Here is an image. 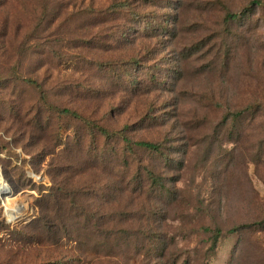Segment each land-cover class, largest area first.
I'll use <instances>...</instances> for the list:
<instances>
[{
    "label": "rangeland",
    "instance_id": "rangeland-1",
    "mask_svg": "<svg viewBox=\"0 0 264 264\" xmlns=\"http://www.w3.org/2000/svg\"><path fill=\"white\" fill-rule=\"evenodd\" d=\"M110 2L66 21L44 2L0 9V264H51L76 256L67 235L90 241L82 219H59L64 185L92 193L101 235L122 236V254L83 264H264V0H131L134 16ZM98 127L164 142L169 158ZM61 223L74 226L56 237ZM209 229L222 231L212 251Z\"/></svg>",
    "mask_w": 264,
    "mask_h": 264
},
{
    "label": "trees",
    "instance_id": "trees-1",
    "mask_svg": "<svg viewBox=\"0 0 264 264\" xmlns=\"http://www.w3.org/2000/svg\"><path fill=\"white\" fill-rule=\"evenodd\" d=\"M35 1V0H33ZM32 0H26L23 2V0H0V9L3 10L7 7H10L14 4H16V6L22 7V8H26V7H30V5L32 7H35V9L38 7L43 6V2L45 3V6H43L42 11L46 9L48 10L49 7L51 8H56V10L59 11L60 15L63 14L64 19L62 21H66L67 20V16L68 12L70 17L72 18H76L77 16H84L85 11L87 12H91L94 13L93 8L94 5H90L89 9H81L80 5L81 3L84 2V0H43L41 3L39 2V0H36L35 2H33ZM16 2V3H15ZM109 8L107 10V13H111V14H120V13H126L128 15H132L134 16V12L132 10V5H131V0H111L110 4L108 5ZM31 8V7H30ZM34 12L36 14H33L31 17V24H35L36 22H41L39 19V10L36 11L34 10ZM63 12V13H62ZM45 12H43L44 14ZM47 14V13H46ZM48 17V15H46V17L43 18V20H46ZM70 21V19H69ZM104 23V21L102 22ZM147 26V25H146ZM145 31H147V27H145L144 29ZM19 37V36H18ZM18 37L16 38V41L18 39ZM56 113L58 115V117H73L76 118L77 120L84 122L85 124L88 125V127L95 125V120L91 119V118H84L81 117L76 111H72L70 109H55ZM242 112H240L239 115H241ZM231 114L226 116V120H228V117H230ZM232 117L234 118H240V116H237V114L235 116L232 115ZM100 130V136H102L104 138V140L107 138L109 140V142H112L111 140L120 142V146L122 147L121 150L125 151V150H130L131 152H137V151H150L153 152L157 155H161L163 157H168V155L166 154V145L164 142H159V143H151L148 141H134L132 139H130L126 132V129H122V130H113L112 132L107 130L105 127H98ZM76 136V135H75ZM123 157V156H122ZM120 159V158H119ZM123 160L124 157H123ZM153 172V171H149V174L147 173V180H152L155 181L156 179L160 177ZM10 185V184H9ZM12 188V187H11ZM124 191L125 189H121V191L118 193V196H123L124 195ZM55 192V193H54ZM53 192V194L50 196L51 199H60L62 200L63 204L60 205L61 207L64 208V214H65V218H61L59 217V219H61V221H67V222H72L73 221H78L80 219H82V222L86 223V225H88L91 229L95 230V234L92 235V237L90 238V241L84 243V239L81 238L80 236L75 237L72 235H67L69 236V244H75L73 248H71L69 250L70 253L72 254H76V256H70L68 259H66L67 257H57V255H53L51 254V258L49 256V260H52L51 264H83L86 263L87 258H91V261H94L95 263H100L102 259H104L107 256H117L116 253L117 252H121L120 251V247L123 245V242H121V238L122 236H108V237H104L103 235L100 234L101 232V221L99 219V216H101L100 211H98L99 209H96L95 211L92 210L89 206V203L87 201V198L89 197V195H91L92 193L90 191H86V190H76V191H69V187L68 185H64L61 186L57 189H55V191ZM100 198V197H99ZM40 219V218H39ZM79 224V223H78ZM74 225H71V227H68V223L63 225V223H61V226L56 227L55 229V236L57 237L58 234H60L61 232L68 234L69 229L68 228H73ZM112 228H114V226L110 225ZM141 226V225H140ZM52 228H48L47 230H50ZM100 230V232H99ZM239 229H232L230 231H228L229 234H233L234 232H236ZM208 232H210L211 237H210V241H211V251L216 249V246L218 245L219 239L221 238L222 235V231L220 229H209L207 230ZM38 232V231H36ZM147 233V232H146ZM147 235V234H146ZM128 237H134L132 235H129ZM142 237V236H139ZM143 238V237H142ZM63 237H61L59 239V242L54 243L53 246L57 247L60 246V240H62ZM129 240L131 238H128ZM146 240H150V238L147 236ZM131 241V240H130ZM135 242H139L136 238H135ZM153 245L155 246V250L154 252L156 253L157 249H160V245L163 244L162 242L163 239L162 237L160 238L155 237V240L152 239ZM39 244V242H37ZM140 243V242H139ZM86 244V245H85ZM40 245V244H39ZM113 245H117L119 246V251H113ZM141 245V244H139ZM87 251H84L86 248ZM70 248V247H69ZM122 248V247H121ZM112 251V252H111ZM122 254V252H121ZM69 256V255H68ZM122 256V255H121ZM56 258V260H53L52 258ZM122 258V257H121Z\"/></svg>",
    "mask_w": 264,
    "mask_h": 264
},
{
    "label": "bare ground",
    "instance_id": "bare-ground-1",
    "mask_svg": "<svg viewBox=\"0 0 264 264\" xmlns=\"http://www.w3.org/2000/svg\"><path fill=\"white\" fill-rule=\"evenodd\" d=\"M1 182H2V178L0 177V184H1Z\"/></svg>",
    "mask_w": 264,
    "mask_h": 264
}]
</instances>
